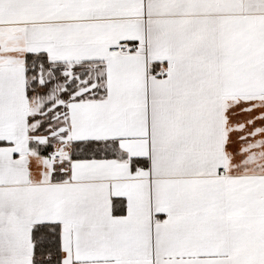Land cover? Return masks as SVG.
Listing matches in <instances>:
<instances>
[{"label":"snow or ice","instance_id":"snow-or-ice-1","mask_svg":"<svg viewBox=\"0 0 264 264\" xmlns=\"http://www.w3.org/2000/svg\"><path fill=\"white\" fill-rule=\"evenodd\" d=\"M0 264H264V0H0Z\"/></svg>","mask_w":264,"mask_h":264}]
</instances>
